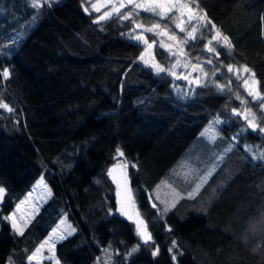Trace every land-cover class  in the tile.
<instances>
[{"label": "trees", "instance_id": "16d2710c", "mask_svg": "<svg viewBox=\"0 0 264 264\" xmlns=\"http://www.w3.org/2000/svg\"><path fill=\"white\" fill-rule=\"evenodd\" d=\"M195 3L234 46L230 56L217 47L214 63L247 65L264 94V0ZM85 4L60 0L34 10L28 0H4L0 6V71L10 72L8 79L0 78V102L15 109H0V186L6 189L0 201V264L9 257L25 264L64 210L76 226L54 247L65 264H91L99 246L108 243L123 256L136 242L139 251L121 264H264V161L253 160L243 146L264 150V132L238 135L245 122L231 109L243 105L233 93L247 101L264 127L257 106L223 67L231 92L220 80L227 83L223 92L213 87L180 93L169 75H157L138 61L142 48L125 37L129 22L113 16L96 23L99 13L84 12ZM140 16L145 26L159 20ZM159 22L183 36L171 22ZM145 35L152 41V34ZM205 36L210 38L207 31ZM194 43L185 45V52L192 61L207 60L206 40ZM154 56L168 65L170 57L159 46ZM217 118L222 123L215 125L213 147L222 145L223 160L192 198L182 196L174 206L159 200L152 208L149 195L165 179L178 184L175 170ZM230 144L232 151L225 154ZM117 148L129 162V187L159 246L156 256L151 245L139 242L134 224L116 212L115 186L106 173ZM41 178L51 196L21 236L3 217ZM164 208L169 211L161 218ZM172 240L183 253L176 261L168 252Z\"/></svg>", "mask_w": 264, "mask_h": 264}, {"label": "snow or ice", "instance_id": "6c2138e0", "mask_svg": "<svg viewBox=\"0 0 264 264\" xmlns=\"http://www.w3.org/2000/svg\"><path fill=\"white\" fill-rule=\"evenodd\" d=\"M30 6L34 9H40L44 5H51L52 0H28ZM87 3V0H85ZM111 4L110 11H104L99 15L95 22L99 23L106 19H110L115 16L120 21L129 22L131 25L130 31L127 33L129 39L133 42V46L141 47L143 51L138 56V61L143 62L145 65H148L151 69L154 70L155 74H166L174 79L186 81L190 86V89L194 90L195 88H216L218 91L223 92L225 86L223 84H218L216 82L217 73L223 75L224 73L220 71L221 67L225 68L227 73L233 74L238 81H242V86L244 87L247 95L252 97V100L257 104L258 110L260 111L261 117H264V94L260 93L258 90H253L249 87V81L251 80L253 84L258 85V81L255 80V73L247 65L235 66L231 63L223 65L222 62L219 64L214 63V59L218 60L220 53L217 51V47L223 48L226 51L227 55H232L234 46L231 43L230 38L227 35H224L222 31L214 24L211 20L207 18V14L202 10H199L198 4L195 3V0H119L118 5L114 3V0H105L103 7L107 8ZM90 7L96 13L101 12V7L97 4H91ZM122 9H128L126 12H122ZM84 12L89 13V8L85 7ZM150 14V18H159L154 23H151L150 26H145V24L139 22L141 19L140 13ZM91 14V13H89ZM35 18V17H33ZM160 20H167L174 24L175 28L179 30V33H182L183 36L180 37L176 32H170L167 27L162 28ZM139 30V31H138ZM205 31L210 35V38L205 36ZM145 33H150L153 35V39L149 42V39ZM198 34V35H197ZM159 37L160 39H156ZM166 38V39H165ZM15 40V37L12 38ZM197 39L206 40V43L202 51H206L211 54L207 60H200L199 56L195 58V63L189 57L188 53L185 52V45H188L190 42H193L192 46L195 47V41ZM159 46L165 54L170 58H175L174 63L170 62L168 67L160 65L155 62V57L153 54V49ZM205 64L211 65L210 70L205 69ZM180 67L185 70L180 75H177L176 69ZM193 73H196L193 76ZM244 74H248L245 76ZM10 77V72L7 68L0 71V78L8 79ZM229 92H231V80L228 82ZM186 93L185 95H190ZM235 99L241 101L243 105L242 111H237L236 109H231L232 113L241 117L245 121L244 128L241 129L242 134L244 131L251 129L255 132L259 129L260 132H264V127H261L257 121L255 113H252L247 108V101L243 100L238 93H233ZM0 109H5L9 113H13L15 109L10 107L7 103L0 102ZM17 123L19 121H16ZM222 123V121L217 118L213 121L211 129H206L204 133H201L202 136H207L212 143H215L217 136L215 134V125ZM232 140H236L237 137H232ZM259 147V146H257ZM233 145H229L225 149V154L231 152ZM246 152L251 154L252 159H259L264 161V151L258 153L254 152L252 146H245ZM219 160H223V156L219 157ZM129 167V162L124 158V152L117 148L115 156L113 157L112 167L107 170L106 175L111 177L113 181L116 182L117 188L120 189L117 192V196L121 197L119 201L118 211L120 215L124 216L127 220L131 221L135 226V233L142 241L143 245H151L153 248L152 255L156 256L159 254V246L155 244L152 233L149 231L148 222L139 212L138 207L135 206V197L129 187L128 178H127V169ZM135 168V165H131ZM119 173L123 178V182L117 178L114 173ZM201 183L206 182V177L200 178ZM201 186L200 183L195 185L196 190ZM6 189L0 186V201L3 200ZM190 198H192L190 196ZM153 197L149 195V200L151 201ZM155 199H159L156 197ZM162 203V202H161ZM174 206V205H173ZM152 208H157L156 203H151ZM129 208H132V211H129ZM169 211L168 208L161 210V218L163 215ZM111 214V209H109ZM16 213L13 212L11 216L3 217L5 220L11 221L12 228L16 231L17 234L23 236L22 226L16 223L15 218ZM75 229H71L66 235H71ZM166 231L171 232V227H167ZM66 236L62 235L58 239H65ZM51 237L44 240L39 244L38 247L31 254L26 255L25 264H31L32 261H37L38 264V255L41 253L42 249L48 245V251L53 252L55 247V241L49 244ZM140 244L133 246L131 249H126L125 253L121 257L122 260H126L128 257L132 256L134 253L139 251ZM111 244L104 249L105 255L108 257L107 262L103 258H97L98 264H111V254H110ZM26 251V250H25ZM168 252L171 254V259L176 261L177 255H182L183 253L179 250V245L175 240H172L171 247L168 248ZM116 255H120L119 250H116ZM54 254L49 257V259H54ZM8 264H15L11 257L8 258ZM59 264V261H57Z\"/></svg>", "mask_w": 264, "mask_h": 264}, {"label": "rangeland", "instance_id": "374dc122", "mask_svg": "<svg viewBox=\"0 0 264 264\" xmlns=\"http://www.w3.org/2000/svg\"><path fill=\"white\" fill-rule=\"evenodd\" d=\"M58 1H60V0H52L51 3H56ZM3 2H4V0L0 3V6H2ZM104 3H105V0H87V3L84 5V8L88 7L89 11H90V10H92L90 5L91 4H97V6L101 7V12L99 13V15H101L104 11H110L111 10L112 5L109 4L108 7L105 8V7H103ZM114 3H116L118 5L119 0H114ZM122 10H125V9H122ZM16 16H17V14H16ZM125 37L129 38L127 34ZM149 42H151V41H149ZM142 51H143V49H142ZM153 54H154V49H153ZM174 59L175 58H170L169 63L170 62L174 63ZM155 62H157L156 58H155ZM141 63L145 67L150 69L152 72H154V70L151 69L148 65H145L143 62H141ZM157 63H159V62H157ZM193 63H195V61H193ZM167 67H168V65L165 68H167ZM204 67L206 70L211 69V67L207 64H205ZM176 71H177V75H180L182 72H185V70L180 68V67H178L176 69ZM195 75H196V73H193V76H195ZM244 75L247 76L248 74H244ZM171 78L174 80V82L176 84V89H178L180 93H189L190 91H192V89H190V86L187 84L186 81L177 80V79H174L173 77H171ZM220 80H226V82L229 81L228 76L225 73L223 75H220V73H217L216 82L218 84H223L224 86H226L227 83L225 81H220ZM239 82H240V85H241L243 91L247 95V92L245 91L244 87L242 86V81H239ZM249 87H251L253 90H257L256 84H253V82L251 80L249 81ZM248 97H249L252 105L257 106V104L252 100V97H250V96H248ZM243 107L244 106L241 107L240 111L243 110ZM247 108L252 113H255L253 108L250 105L249 106L247 105ZM256 117H257V121H255V122L259 123L260 118L258 117L257 114H256ZM260 126L262 127V125H260ZM207 129H211V126H209ZM205 130H204V132H205ZM257 130H259V129H257ZM215 134L218 137V135H217L218 133L216 131H215ZM232 137H234V135H232L231 138ZM202 138H203V140H199L197 146L192 149L191 155H189L188 160L181 163L180 166L178 167V169L175 170L173 176L178 179V184H174V182H172L170 180H166V179L164 181H162L160 183V188L155 189L153 191V199L151 200V203L154 202L157 204L160 200V201H165L167 204H169L168 206H172L176 202L175 200H177L178 198H180L182 196H185V197L193 196L198 191V190H196L195 185L198 183H200L202 185L200 178L206 177V179H207V177L213 172V170L216 168V166L219 165V163H220L219 157L223 156V150H221V149H223L222 145L220 144L216 147H213L215 143H212L207 136H202ZM246 145L252 146L255 153H258L260 151H264L263 148H261L257 144H244L243 145L244 148ZM257 146H259V147H257ZM219 147H221V149H219ZM249 156L251 157V154H249ZM190 160H192V161H190ZM253 160H257V159H253ZM111 167H112V164L108 166L107 170L110 169ZM200 168L202 170L199 173ZM195 174H198V176L195 177ZM114 175H116L117 178L120 179L121 182H123V178L120 176V174L118 172L114 173ZM110 179L115 186L116 212L120 215L118 208H119V201H120L121 197L117 196V192L120 189L117 188L116 182L113 181L111 177H110ZM187 184H189V185L187 186ZM50 196H51L50 188H49L47 182L43 178H41L40 180H38L36 183H34L32 185V187L26 192V194L16 203L14 208L4 217L11 216V214L13 212H15L16 215H15L14 219L16 220V223L18 225L22 226V228H23L31 220V218H32L34 212L36 211V209L38 208V206L41 203L43 204L44 202H46L50 198ZM156 197H158L159 199L158 200L155 199ZM129 211H132V208H129ZM122 217H124V216H122ZM5 221L8 222V224L11 226L10 220H5ZM11 229H13L12 226H11ZM71 229H75V231H76V226L68 218L67 213L64 210L58 216L56 223L49 229L48 233L36 245V247H38L40 243H42L44 240L48 239L49 237H51L49 244H51L53 241H55V244H56L58 241L62 240V239H58V237H60L62 235H65L66 237L69 236L66 234L69 231H71ZM74 232H72L71 234H73ZM139 242L142 243V241H140V238H139ZM109 244L110 243L105 244L103 246H99L100 250L95 255V259L91 264H98L97 258H103L107 262L108 257L105 255L104 249L107 248ZM137 244H138V242L134 243L129 249H131L133 246H135ZM48 247L49 246L46 245L45 248L42 249L41 253L38 255V264H57V261H59L57 259V257L55 256L54 249H53V252H49ZM35 248H34V250H35ZM53 254H54L55 258L49 259V257L52 256ZM110 254H111V264H121L120 260H122L121 259L122 256L116 255V250L113 248L112 245H111V249H110ZM127 259L124 261H127ZM6 264H8V262H6ZM31 264H37V261H32ZM59 264H65V263H62L59 261Z\"/></svg>", "mask_w": 264, "mask_h": 264}]
</instances>
